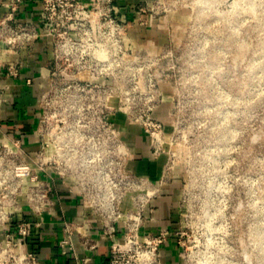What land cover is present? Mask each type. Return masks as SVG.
I'll list each match as a JSON object with an SVG mask.
<instances>
[{
    "label": "built area",
    "instance_id": "2783aa9c",
    "mask_svg": "<svg viewBox=\"0 0 264 264\" xmlns=\"http://www.w3.org/2000/svg\"><path fill=\"white\" fill-rule=\"evenodd\" d=\"M152 15L148 0H0V73L18 76L39 40L48 46L33 138L0 134V264H44L46 216L59 224L57 254L75 264L91 259L76 240L91 252L100 239L105 264H168V232L148 228L168 177L140 167L159 159L158 143L137 150L127 108L131 30ZM65 200L75 215H58Z\"/></svg>",
    "mask_w": 264,
    "mask_h": 264
},
{
    "label": "rangeland",
    "instance_id": "374dc122",
    "mask_svg": "<svg viewBox=\"0 0 264 264\" xmlns=\"http://www.w3.org/2000/svg\"><path fill=\"white\" fill-rule=\"evenodd\" d=\"M148 3L127 108L168 177V264H264V0Z\"/></svg>",
    "mask_w": 264,
    "mask_h": 264
},
{
    "label": "crops",
    "instance_id": "0c3cea01",
    "mask_svg": "<svg viewBox=\"0 0 264 264\" xmlns=\"http://www.w3.org/2000/svg\"><path fill=\"white\" fill-rule=\"evenodd\" d=\"M47 56V43L44 40H39L32 51L29 62L21 67L18 76L13 77L0 73V134L6 132L12 135H23L26 141L33 138V129L37 123L40 110L39 100L43 90V79L39 76V69ZM3 59L8 61L12 57L6 55ZM28 80L31 81L27 82ZM148 164V160H146L141 162L140 167L152 178H157L159 174L151 173L148 170ZM167 203L165 193L159 201L156 220L148 225L149 229L155 230L164 225L167 209L168 211L171 209L167 207ZM57 213L66 216L75 215L74 203L65 200L63 210H58ZM57 223L49 216L45 217L39 243V257L44 264H75L72 258H64L56 252L57 239L60 235L59 224ZM75 244L80 257L90 256V261L85 264H105L108 249V243L105 240L100 239L99 247L91 252H87L77 240ZM164 252L168 263V256L175 254L174 247L169 246Z\"/></svg>",
    "mask_w": 264,
    "mask_h": 264
}]
</instances>
